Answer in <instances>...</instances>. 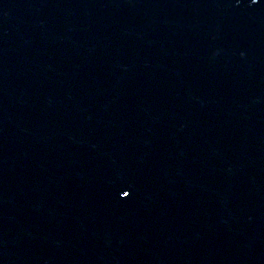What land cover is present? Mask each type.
<instances>
[{
	"label": "water",
	"instance_id": "95a60500",
	"mask_svg": "<svg viewBox=\"0 0 264 264\" xmlns=\"http://www.w3.org/2000/svg\"><path fill=\"white\" fill-rule=\"evenodd\" d=\"M0 264H264V2L0 0Z\"/></svg>",
	"mask_w": 264,
	"mask_h": 264
},
{
	"label": "snow or ice",
	"instance_id": "6c2138e0",
	"mask_svg": "<svg viewBox=\"0 0 264 264\" xmlns=\"http://www.w3.org/2000/svg\"><path fill=\"white\" fill-rule=\"evenodd\" d=\"M249 2H250V5H256V4H258V3H261V2H264V0H249ZM130 195V192H128V191H124L123 192V197H128Z\"/></svg>",
	"mask_w": 264,
	"mask_h": 264
}]
</instances>
